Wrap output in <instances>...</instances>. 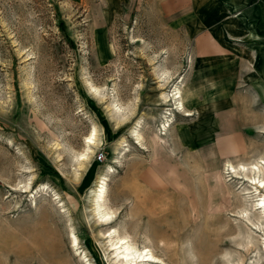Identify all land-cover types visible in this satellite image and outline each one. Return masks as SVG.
<instances>
[{
  "label": "rangeland",
  "instance_id": "obj_1",
  "mask_svg": "<svg viewBox=\"0 0 264 264\" xmlns=\"http://www.w3.org/2000/svg\"><path fill=\"white\" fill-rule=\"evenodd\" d=\"M175 84L186 111L163 99ZM262 156L264 0H0V264H114L102 175L110 226L162 264H264L228 169Z\"/></svg>",
  "mask_w": 264,
  "mask_h": 264
},
{
  "label": "bare ground",
  "instance_id": "obj_2",
  "mask_svg": "<svg viewBox=\"0 0 264 264\" xmlns=\"http://www.w3.org/2000/svg\"><path fill=\"white\" fill-rule=\"evenodd\" d=\"M165 79L166 78H164L162 81H164ZM93 89H94V91H97V90L99 91V89H96L94 87H93ZM172 91H173L172 94L166 93L163 95L164 101L165 102H171L172 104H174L175 110L176 109H181V110L183 109L184 110V101L182 98L183 96L181 95L180 87L177 84H175ZM111 106L113 107V110H115L119 113L121 112L122 107L118 103H116L115 101L111 104ZM184 111H186V110H184ZM111 113H112V111H111ZM185 115L191 116L192 112L187 111V112H185ZM137 126H138V123L134 127H132L131 134L134 135L135 138L140 142V134L137 131ZM163 126L165 127V124H163ZM97 138H98L97 137V128H96V126H94L92 128L90 135L86 137L85 150L77 156L78 166L82 167L85 164V160H87L89 158V154H91V152L93 151L92 150L93 145H95L97 143L96 142ZM163 141L164 140H163L162 136H160V135L155 136L156 146H158ZM152 158H153V156H152ZM228 169L232 173L233 177H235V176L241 177V178H243L244 182L247 183L248 188H246V192L248 194H251L253 197L252 204H251L252 211L257 210L260 213V216L257 219H255V221H253V220H251V218H249L250 214L247 211L248 209L244 210L241 213V215L243 217H245V220L246 219L248 220V222L250 223L252 228H254L256 231H262L263 232L264 231V156H262L255 163H252V168L250 171L247 170V167H245V165H240L239 169H236L232 164H229ZM111 171H113V170H111ZM180 174L184 178L186 177L185 173L183 174L182 171L180 172ZM215 179H217V178H215ZM152 182H154V181H152ZM155 182H156V180H155ZM28 188H29V186L26 187L25 192L27 191ZM219 188L220 187H219L218 183H216V184H213L209 190L210 191V198H211L209 210L215 209V207L213 206V203L216 200V197H214V196L217 193L218 194L221 193ZM41 191H43V190H41V188L37 189L36 194L41 192ZM106 191H107V177H105V175H102L96 181L94 188L90 191V197H91V203H92V218L96 224H99L101 226H109V228L107 230H105L104 232H102L100 234L103 236L102 238H105L107 240V246L105 249L111 252L113 263L114 264H157V263L162 264L161 263L162 261L160 262V259L158 257H156L151 252V249H148L147 247H142V248L137 247L132 242L130 235H127L126 233L122 234L118 228H116L115 226H110L116 220L115 219L116 215H115V212L107 206L106 197H105ZM149 204H151V203H149ZM191 205L194 208V210L197 211V209H198L197 200L193 197L191 198ZM196 207H197V209H196ZM218 207L220 209H222L223 205L220 204ZM150 213H152V212H150ZM250 230H252V229H250ZM70 231H71L70 232L71 247H73L77 251H80L79 239H78L77 235L75 234V231L73 228H71ZM262 238H263V242L261 243V247L264 251V237H262ZM252 243H253V241H252ZM244 245H246V244H244ZM242 246H243V244H242ZM243 248H244V246H243ZM247 248H248V246H247ZM245 250H246V248H245ZM82 253H83V250L81 251V254ZM78 254H80V252ZM239 256H240V253H239ZM86 258H87V256L84 255V259L86 260L85 264H92ZM230 262H231V260L228 261V263H230ZM241 262L243 263L244 261L241 260Z\"/></svg>",
  "mask_w": 264,
  "mask_h": 264
}]
</instances>
